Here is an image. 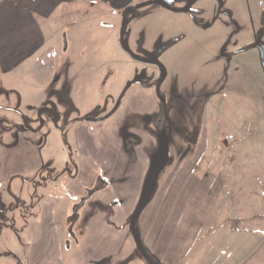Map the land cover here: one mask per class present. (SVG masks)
Segmentation results:
<instances>
[{"label":"crops","instance_id":"obj_1","mask_svg":"<svg viewBox=\"0 0 264 264\" xmlns=\"http://www.w3.org/2000/svg\"><path fill=\"white\" fill-rule=\"evenodd\" d=\"M142 1L0 0V264H152L130 223L159 147V91L170 159L137 229L155 264H201L207 253L215 199L195 168L173 159L213 126L217 98L195 102V112L214 108L202 124L178 132L175 123L206 90L187 73L192 54L205 50L232 70L236 51L258 41L264 0H226L232 15L218 0H198L201 22L160 5L137 8ZM141 49L159 63L135 56ZM245 236L241 260L210 264H264V234Z\"/></svg>","mask_w":264,"mask_h":264},{"label":"rangeland","instance_id":"obj_2","mask_svg":"<svg viewBox=\"0 0 264 264\" xmlns=\"http://www.w3.org/2000/svg\"><path fill=\"white\" fill-rule=\"evenodd\" d=\"M253 32L261 41L264 26H254ZM239 55L232 70H227L224 62L205 50L194 52L190 65L189 62L186 66L181 64L190 66L187 73L191 78L197 74L206 90L196 92L199 97L191 101L192 111L178 119L176 131L202 124L204 118L208 120L214 108H207L205 114L200 105L195 112V102H208L210 98L212 102L217 98L213 126L205 131L199 145L173 159L175 165L184 163L190 171L195 168L196 174L206 179L208 196L215 199L216 223L205 235L207 253L201 258V264L221 259L224 262L227 258L241 260L247 255L245 234H264V69L259 64L257 49ZM147 71L144 69L142 76H147ZM44 118L48 123L50 116Z\"/></svg>","mask_w":264,"mask_h":264},{"label":"water","instance_id":"obj_3","mask_svg":"<svg viewBox=\"0 0 264 264\" xmlns=\"http://www.w3.org/2000/svg\"><path fill=\"white\" fill-rule=\"evenodd\" d=\"M196 0H189L188 3L186 4V6L180 8L179 10L186 12V11H191L192 10V5L195 3ZM174 3L175 0H146V1H142L137 5V8H144V7H148L151 5H160L169 9H174ZM136 7H131L130 10L134 11ZM128 50L129 47L125 46ZM258 47L261 53V62L264 68V45L263 44H258V43H254L249 45L248 47L242 49V50H249L252 48ZM165 74V71H164ZM136 81H138L136 79ZM198 135H199V131H195L194 136L192 137L191 141L193 143H196L198 141ZM158 141H159V147L157 152L152 156V163H151V167L150 170L148 172V175L146 177L144 186H143V191H142V195L140 198V201L131 217V231L132 234L135 238V241L138 245V247H142V241L140 238V234L139 231L137 229V223L138 220L142 214V212L144 211V209L146 208V206L148 205V203L150 202V200L152 199L155 190H156V186H157V181L158 178L160 176V174L162 173V171L165 169V167L167 166V164L169 163V144H170V140L167 138V134L163 133L158 137ZM95 189L90 190L88 195H86L81 202L75 207L73 215L71 217V220L73 222H75L76 220H78V216H79V210L82 208V206L85 204V202L90 198V196L94 193Z\"/></svg>","mask_w":264,"mask_h":264},{"label":"trees","instance_id":"obj_4","mask_svg":"<svg viewBox=\"0 0 264 264\" xmlns=\"http://www.w3.org/2000/svg\"><path fill=\"white\" fill-rule=\"evenodd\" d=\"M126 24L127 22L124 24V28H126ZM141 52L143 53V58H149L150 60L154 59L157 62L159 61V57L153 53H150L149 51H146L145 49H141ZM135 56H140L138 54H135ZM136 81H130L125 90H127L132 84H134ZM164 101V106L163 109L156 114L155 118H154V122L156 124V128L158 130V135L160 136L163 133L167 134V138L170 140V128H171V123H170V116H169V106L168 103L165 101V99L163 98ZM140 253H142V255L149 261V262H154L152 257L150 256V254L145 250V248L139 247Z\"/></svg>","mask_w":264,"mask_h":264},{"label":"flooded vegetation","instance_id":"obj_5","mask_svg":"<svg viewBox=\"0 0 264 264\" xmlns=\"http://www.w3.org/2000/svg\"><path fill=\"white\" fill-rule=\"evenodd\" d=\"M146 1V0H145ZM188 1L189 0H186V1H184V2H181L180 0H175V3H174V9L173 10H177V11H181V10H179L180 8H182V7H184V6H186V4L188 3ZM197 3H198V0H196L195 1V3L192 5V10L191 11H186V13H189L193 18H194V20H196L197 22H201V15H202V13H203V9H200V8H198L197 7ZM156 5V4H155ZM225 5H226V0H218V8H219V10L220 11H222L223 13H227V14H229V15H232V12L230 11V10H228V9H225ZM151 6H153V5H151ZM148 7H150V6H148ZM126 23V22H125ZM255 43H258V44H263L264 45V42L263 41H256ZM252 44H254V43H252ZM251 45V44H250ZM249 45H247V46H245V47H242V48H240V49H238L236 52L237 53H242V52H245V51H248V50H242V49H244V48H246V47H248ZM252 49H257V51L259 52V54H260V58H261V53H260V50H259V48L258 47H255V48H252ZM250 50V49H249ZM142 53V52H141ZM143 54V53H142ZM155 55H157V54H155ZM158 57H159V55H157ZM138 58H142V59H144V60H150L149 58H143V56L141 55V57L140 56H137ZM154 62H157L156 60H154V59H152ZM157 63H159V61L157 62ZM262 63V62H261ZM263 66V65H262ZM264 69V68H263ZM136 80V79H135ZM160 81L158 82V88L160 89ZM126 88V87H125ZM126 90L124 89V91L123 92H125ZM159 93H160V97L162 98V100H163V98L165 99V97L162 95V93L159 91ZM165 101L167 102V100L165 99ZM168 103V102H167ZM171 130V129H170Z\"/></svg>","mask_w":264,"mask_h":264}]
</instances>
